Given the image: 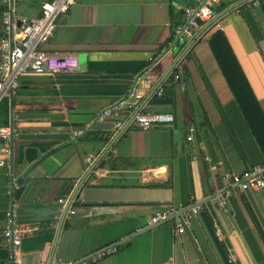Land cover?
Masks as SVG:
<instances>
[{"label": "crops", "instance_id": "obj_1", "mask_svg": "<svg viewBox=\"0 0 264 264\" xmlns=\"http://www.w3.org/2000/svg\"><path fill=\"white\" fill-rule=\"evenodd\" d=\"M42 1L16 0L17 14L37 16ZM195 3L76 0L57 19L44 50L75 54L83 64L68 74H23L16 94L0 102V124L11 121L18 133L64 134L20 139L17 133L10 140L11 174L0 166V264L13 176L18 223L33 228L21 239L19 258L38 252V264H48L53 256L77 259L116 245L90 264H227L202 219L177 234L171 221L150 222L161 208L201 201L219 218L233 264H264V188L228 196L232 223L215 204L231 174L264 160V0H221L215 6L221 29L198 41L179 68L173 67L179 43L150 60L183 20L176 5ZM138 76L152 81L139 85L142 102L171 112L173 121L146 130L96 129L112 123L96 122V114L125 97ZM80 128L86 130L74 135ZM58 198L74 212L65 213ZM53 218L64 220L60 228L45 227Z\"/></svg>", "mask_w": 264, "mask_h": 264}, {"label": "built area", "instance_id": "obj_2", "mask_svg": "<svg viewBox=\"0 0 264 264\" xmlns=\"http://www.w3.org/2000/svg\"><path fill=\"white\" fill-rule=\"evenodd\" d=\"M220 1L196 0L193 5H176L183 16V20L173 25L171 39L160 48V52L156 56H150L149 59H156L167 52L170 44L179 43L182 52L173 65L174 68H179L185 55L198 41L204 40L213 28L221 29L215 10V6ZM75 2L76 0H45L40 3L37 16L26 18L17 14L16 0H0V102L10 99L16 94L19 79L23 74H68L78 69L79 61L75 54L51 53L43 48L44 43L48 41L56 28L57 19L65 14ZM258 3L259 0H253V4L257 5ZM174 77L178 78L179 74L175 73ZM151 82L146 77L138 76L135 78L126 96L104 106L96 114L95 121L110 120L117 130H123L131 125L146 130L158 124L171 123L173 121L171 112L149 110L146 104L142 102L143 94L139 91V85ZM155 92L158 95L162 93L161 84L156 85ZM85 130V128L76 129L73 134L80 136ZM18 131L19 128L11 121L0 124V166H4L9 173L12 170L9 143L12 136ZM192 133V129H190L186 135L188 141H192ZM262 188H264V160L239 173L231 174L228 184L216 193L215 204L218 210L225 214L232 223L228 196L236 191ZM18 189V180L13 176L8 187V192L11 194L10 205L6 211L1 232L7 252L5 264H20L17 248L22 237L33 232L32 227H22L18 223L16 196ZM57 201L61 207L66 206L65 213L66 211L68 214L74 212L73 209L69 208L66 199L58 198ZM203 208H208V206L201 201L164 207L150 216V222L171 221L174 223V232L176 234L181 233L184 231L185 225L198 219L199 212ZM58 218L50 220L45 227L60 228L64 220ZM212 227L216 237L225 244L228 262L235 263L236 254L225 242L223 228L216 215H212ZM116 249V245L102 246L77 259H62L53 256L48 264H90L115 252Z\"/></svg>", "mask_w": 264, "mask_h": 264}, {"label": "water", "instance_id": "obj_3", "mask_svg": "<svg viewBox=\"0 0 264 264\" xmlns=\"http://www.w3.org/2000/svg\"><path fill=\"white\" fill-rule=\"evenodd\" d=\"M79 64L80 66L83 64V57L79 58ZM42 114H35V113H22L18 114V117H39ZM45 115V114H44ZM54 114H47V116H52ZM105 122L99 123L95 128L96 129H111L112 128V123L109 124H104ZM18 138L20 139H49V138H58L61 139L64 137V134L60 132H25L21 131L20 133L17 134ZM33 259L34 264H38L39 260V254L38 252H28L24 253L20 257V264H26V259ZM33 263V262H32Z\"/></svg>", "mask_w": 264, "mask_h": 264}, {"label": "trees", "instance_id": "obj_4", "mask_svg": "<svg viewBox=\"0 0 264 264\" xmlns=\"http://www.w3.org/2000/svg\"><path fill=\"white\" fill-rule=\"evenodd\" d=\"M211 46L213 48L214 51H216L217 53V50L215 48V45L213 43V39L211 41ZM219 57V54L217 55ZM212 215H215L213 213H208L206 208H203L200 212H199V216L198 218L202 219L204 221V224L206 226V228L209 230L210 234L212 235L213 237V241H214V244L216 246V249L218 251V253L220 254V256L226 260L227 264H233V263H230L228 262V259H227V250H226V247H225V244L220 241L215 233H214V230H213V227H212Z\"/></svg>", "mask_w": 264, "mask_h": 264}]
</instances>
